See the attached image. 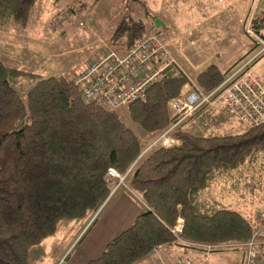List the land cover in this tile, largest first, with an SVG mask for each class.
Returning a JSON list of instances; mask_svg holds the SVG:
<instances>
[{"label":"trees","instance_id":"1","mask_svg":"<svg viewBox=\"0 0 264 264\" xmlns=\"http://www.w3.org/2000/svg\"><path fill=\"white\" fill-rule=\"evenodd\" d=\"M35 1L0 0V29L25 27ZM250 26L264 36V9ZM146 29L123 14L112 34L124 45L120 53ZM225 72L209 64L192 79L208 91ZM190 86L182 68L165 66L145 97L126 105L128 118L147 134H161L172 121L169 100ZM169 136L174 145L148 147L118 111L84 101L69 78L15 68L0 58V264H28L30 248L53 235L60 221L96 212L112 189L109 168L129 169L127 185L145 208L86 264H134L159 243L176 244L170 227L178 218L180 238L188 242L251 238L241 213L202 192L222 179L238 185L240 168L264 158V122L218 136L180 128Z\"/></svg>","mask_w":264,"mask_h":264},{"label":"rangeland","instance_id":"2","mask_svg":"<svg viewBox=\"0 0 264 264\" xmlns=\"http://www.w3.org/2000/svg\"><path fill=\"white\" fill-rule=\"evenodd\" d=\"M235 2L239 5L229 2L231 14L228 13L229 17L226 20L229 28H225L226 34L215 37L207 35L198 41L199 33L191 32L193 34L191 36L189 30H186V26L179 27L176 24L177 21L182 24L189 23L191 18L197 16L195 8L189 7L190 0H36L25 27L10 25L0 29V58L15 68H31L42 75H62L70 79L71 76L81 71L104 46L119 53L124 49L122 41L117 43V39H113L112 36L113 30L123 14L129 13L134 18L143 21L147 28L144 36L150 31L161 30V27L154 25V19L163 15L168 21L167 27L163 28V33L168 40L176 35L172 34L173 30L179 34L188 32L187 35H190L180 38L182 43L180 40L179 51L175 47L170 48L169 51L192 78L193 72L190 64H195L196 69L206 65L209 59L213 58V54H218V48H221V43L227 39L230 43L227 46L228 50L224 53L230 60V65L246 55L252 48V43L245 35V25L250 18L264 9V0H247L243 12H241L243 1L235 0ZM175 13H179L180 16ZM210 22L211 26L207 25L208 31L216 29V27H220L222 30L223 23L220 24L218 20ZM191 26L195 31H198L197 29L200 27L197 24H191ZM223 39L225 40L223 41ZM200 57L202 59H199ZM197 60L199 62H196ZM115 110L119 112L125 124L140 136L146 146L150 147L153 143L162 141L161 135L164 131L161 134H147L138 125L131 122L126 112V106L118 107ZM207 114L209 117L218 116L223 125L228 126L224 128L226 132H230L229 134L240 131L234 121L220 114L219 108H211ZM196 129V124L193 123L190 131L197 132ZM166 135L164 137L172 139L169 133ZM254 167L260 166L255 165L250 170L253 171ZM259 170L262 171L261 168ZM127 180L128 177L125 176L121 185H127ZM109 182L113 187L118 183V180L112 179ZM217 183L215 188L211 187V190L203 191L202 196L216 198L241 210L249 209V216L256 223L251 226L252 237L258 236L264 240V190L255 193L251 189L252 192L249 194V188L245 187L238 195L239 192L234 188L236 185H232L230 180L227 182L222 179ZM247 184L242 182L241 188ZM251 184L252 182L247 186ZM258 237L257 240H259ZM175 242L176 244L167 253L160 252V255L156 256L149 252L148 255L164 263L165 259L177 253L173 264H183L179 262V259L189 257V253H193L190 255H194L195 258L205 254L207 259L202 264H207L214 252H223L227 255V260L217 261L215 264H219V262L221 264H237L242 248L235 246V243L243 241H225L205 245V243L188 242L182 238H175ZM185 244L186 247L181 246Z\"/></svg>","mask_w":264,"mask_h":264},{"label":"built area","instance_id":"3","mask_svg":"<svg viewBox=\"0 0 264 264\" xmlns=\"http://www.w3.org/2000/svg\"><path fill=\"white\" fill-rule=\"evenodd\" d=\"M245 35L252 43L251 51L225 72L220 84L207 91L193 83L186 93L169 100L172 121L161 135L163 145L168 146V138L164 136L170 131L175 128L190 131L193 123L199 125L202 136L223 135L224 126L220 118L207 114L213 107L219 108L220 114L234 121L240 128L239 132L264 122V36L251 28L250 21L245 26ZM179 41H176V46L180 45ZM169 46L162 30L150 31L144 37L135 39L124 53L104 46L70 80L84 101L104 109L126 106L145 97L146 89L161 77L165 66L177 64ZM128 171L122 174L114 168L107 170L108 181L118 180L113 189L121 184ZM182 229V218L170 227L177 239ZM173 245L159 243L151 248L150 253L156 256L160 252L167 253ZM235 246L244 250L243 264H264V244L256 238L235 243ZM206 259L204 254L197 258H181L179 262L202 264Z\"/></svg>","mask_w":264,"mask_h":264},{"label":"crops","instance_id":"4","mask_svg":"<svg viewBox=\"0 0 264 264\" xmlns=\"http://www.w3.org/2000/svg\"><path fill=\"white\" fill-rule=\"evenodd\" d=\"M229 2L236 3L235 0H190L189 7L195 8L197 16L191 18V20H189L190 21L189 23L182 24V23H178L177 21L176 24L179 27L186 26V30H189V34H191V36L195 33H199L200 38L198 39V41L201 40L202 37L207 35H210L211 37L213 36L215 37L222 34V36H224L226 34L225 28L229 29L226 23L229 14H231L230 12L231 4H229ZM242 5L243 6L241 7V12L244 11L246 3L242 2ZM238 8L240 9V6H238ZM240 14H241L240 16H242V13ZM165 15L167 16L168 14ZM175 15L180 16L179 13H175ZM157 18L162 20V22L164 23V27H167L168 21L166 20V17L162 15V16H158ZM213 20H218L220 24L223 23V25L221 26L222 30H220V27L219 28L216 27V29H212L210 31L207 30L208 28L207 25L211 26L210 21L213 22ZM250 20L251 18L249 19V21ZM191 24L200 25L199 29H197L198 31H195L191 26ZM173 31L174 32L172 34L174 35L176 34V35L174 37L169 38L170 39L168 40L170 43L169 49L175 47L177 51H179L182 43V40L180 38H182L185 35L186 36H190V35H187L188 32L187 33L183 32L179 34L176 30ZM178 40H181V43L180 45L176 46V41ZM224 40L225 39H223V41ZM229 43H230L229 39H227L225 42H222L221 48H218V52H217L218 54H213V58H210L209 62H207L206 65L200 66L198 69H196L195 64L192 65L189 63L191 70L193 72L192 74L195 75L199 71L203 70L209 64H214L221 72L227 71L233 64L232 63L230 65L229 63L230 60L228 59L227 55L224 53L226 50H228L227 46H229ZM251 49L249 51H251ZM199 59H202V57H200ZM176 62H177L176 65L182 68L177 60ZM196 62H199V60H197ZM190 79H191V85L193 83L196 84V82L192 78ZM213 109H217V108L213 107ZM196 127L197 129L195 131L197 132L191 131V133L200 135L199 125H196ZM224 127H228V126H224ZM224 127H223V134H227V133L229 134L230 132H226ZM160 142L162 143V141ZM167 142H168V146H172L175 144V141L174 140L171 141L170 138H168ZM255 165H259L260 167H254V170L251 171L250 168ZM259 168H261L262 171H260ZM235 179H238L239 181V184L234 187L236 188V191L239 192L238 195H240V192H242L245 187L249 188L250 190L249 194L252 192V190L255 193L258 192L260 193L261 191H263L264 190V158L259 159L254 163L251 164L247 163L244 166H242L238 171V173H236ZM247 181L252 182V184L250 186H247L250 183V182L248 183ZM242 182H244V184L247 183L248 184L241 188ZM217 185L218 183L212 185L211 187L215 188V186ZM211 187H209L207 191L211 190L212 189ZM230 207H231L230 209H233L241 213L248 220L251 226H253V224H256L255 221L254 220L252 221V219L249 216L250 215L248 211L249 209L241 210L238 207L237 208H235L234 206H230ZM143 208H145L144 203L139 199V197L133 191H131L128 185L120 184L115 189H113L112 187L108 198L105 200V202L100 206V208L96 212L91 213L87 217H84L82 219L60 221L53 235L46 237L39 244L31 247L29 250L28 264H86L89 260L98 257L104 250L106 244L117 234H119L122 230L126 229L133 222L135 217L140 213V211ZM258 239H259L258 241L264 244V240L262 238H258ZM190 254L193 253H189V256L194 257V255H190ZM176 255L177 253L172 254L170 258L165 259L164 263L148 255L147 257L138 260L134 264H169L170 262L171 264H173L176 260ZM227 258H228L227 255L223 252H214L211 255L207 264H215L217 263V261H222V260L224 261L227 260ZM243 260H244V250L241 249L239 252V258L237 264H243ZM219 264H221V262H219Z\"/></svg>","mask_w":264,"mask_h":264},{"label":"water","instance_id":"5","mask_svg":"<svg viewBox=\"0 0 264 264\" xmlns=\"http://www.w3.org/2000/svg\"><path fill=\"white\" fill-rule=\"evenodd\" d=\"M154 25L161 28L164 27V23L159 18L154 19Z\"/></svg>","mask_w":264,"mask_h":264}]
</instances>
